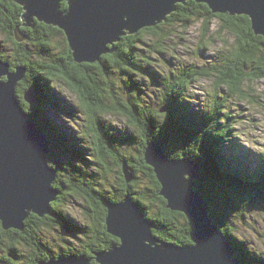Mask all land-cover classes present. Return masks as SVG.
<instances>
[{
	"label": "trees",
	"instance_id": "obj_1",
	"mask_svg": "<svg viewBox=\"0 0 264 264\" xmlns=\"http://www.w3.org/2000/svg\"><path fill=\"white\" fill-rule=\"evenodd\" d=\"M62 6L66 7L67 3H63ZM183 11L187 18L183 21L186 28L202 20L204 23L202 30L206 37L210 32V21L219 18L221 23L219 34L227 31L228 34L234 35V42L225 45V48L217 53L216 60L208 66L185 65L180 70L171 68L165 73L164 69L155 64L149 54L146 56L143 50L148 49L150 53L153 50L165 53L162 49L171 34L167 27L174 25L172 22L174 16L171 15L160 25L145 27L138 33L122 36L115 44L117 50L102 56V60L97 62V68L92 67L107 77V87L111 84V91L103 89L104 83L99 82L95 72L87 73L89 69L87 67L86 75L95 81L96 90L93 91L88 87L90 83L83 77L73 74L72 68L77 62L68 41H65V46H57L58 42L54 43L53 37L58 38L59 33H64L63 30L36 21L35 25L41 29V33L35 32L37 38L35 48L32 50L33 36L29 35L30 29L22 25V6L15 0H0V31L7 37L6 41L13 45L14 50L13 58L8 62L12 70L19 65L27 70L25 78L17 86V98L30 113L31 118L42 126L50 137L49 163L57 169V178L53 186L59 190V197L51 202V212L43 217L35 213L30 214L25 220L23 230L14 228L4 230L0 221V250L6 242L5 246L9 247L6 248L8 256H0V264H38L40 260L49 261L56 258L57 254L86 256L88 259L91 258L89 264H99L94 257L95 253L108 250L120 243V239L107 230L106 202L119 203L127 194H130L146 216L154 221L153 232L159 239L176 244H191L193 227L189 219L182 212L168 207L167 200L160 193L161 183L146 161L145 151L151 141L162 144L170 157L186 156L201 165V176L196 180V188L204 195L207 205L209 204L210 217L220 231L225 233L226 238L238 246L240 257H248L253 264H264L263 254L254 253L243 245L237 226L239 220L244 221L245 214L250 208L258 201H264V157L258 167L244 175L241 170L236 169L239 165L238 155L231 159L222 156V145L230 143L233 146L231 140L234 137L235 124L232 125L234 119L226 108L224 109L227 98L220 101L223 87L231 95L248 97L251 93L245 92L246 83L264 79V36L255 34L251 18L245 14L214 13L206 3L195 0L178 4L177 13L181 14ZM19 24L28 35L26 44L19 43L14 37L15 27ZM45 31L48 33H44ZM147 37H151L152 43ZM56 48L62 55H52ZM0 57L9 59L1 50ZM46 59H53L50 65H43ZM53 67L58 71L63 69V75L69 79L67 83L69 87L77 90L87 103L98 98L100 105L106 100L104 96L107 92H110L116 100L115 105L108 104L105 107L103 103L100 107L101 112L126 116L130 122L128 127L113 129L111 122H102L99 116H95L97 111L93 110L91 114L95 115H92V119L88 120L82 131L64 133L46 114L47 110L60 108L64 102L56 92L55 84H51L52 81L61 79L53 71ZM144 68L146 70L142 71ZM139 76H143V80L165 83L167 101L163 100L158 106H153L154 108L147 105L134 84L137 81L136 77L140 79ZM202 76L215 80V88L211 94L213 102L208 108L196 109L190 106L191 94L187 88ZM27 89H32L36 96L33 104L27 103L24 99ZM141 89L144 90L143 85ZM85 101L83 105L86 106ZM165 107L167 110L161 111ZM64 122L67 123L66 120ZM63 145L68 147L67 151L72 153L76 161L63 163L61 154ZM247 156L246 153L244 159ZM124 163L129 164L131 171L134 172L135 178L132 182H128L125 175L120 176L122 172L124 173ZM88 167H91L92 171H88ZM113 167L118 168L119 172L112 170ZM109 168L111 173H117L119 176L115 174V183L106 189ZM141 179L147 183L140 184ZM68 195L74 198L79 196L77 198L86 199L88 202L84 205V223L78 221L75 224L64 213L61 202L68 200L66 199ZM63 228L75 232L79 241L78 246H72V249L71 246H62L56 243L54 236H48V231L53 233L54 230L60 231L64 230ZM25 237L29 245L28 255L31 254L32 258L30 260H25L26 257L17 253L11 246L23 243ZM61 239L64 244V238ZM41 251L50 254V257L42 256Z\"/></svg>",
	"mask_w": 264,
	"mask_h": 264
},
{
	"label": "water",
	"instance_id": "obj_2",
	"mask_svg": "<svg viewBox=\"0 0 264 264\" xmlns=\"http://www.w3.org/2000/svg\"><path fill=\"white\" fill-rule=\"evenodd\" d=\"M23 8L21 19L34 28L36 21L64 31L74 60L97 62L127 34L156 25L188 0H15ZM214 13L245 14L257 35L264 36V0H196ZM67 3V8H63ZM17 41L27 39L19 27ZM111 44L112 48L108 46ZM25 67L10 70L0 59V221L4 230H23L32 213L40 217L51 212V202L59 190L53 187L57 170L50 165L49 135L30 116L17 98V86ZM25 101L33 104L32 89ZM147 163L161 183V195L168 207L182 212L190 221L192 244H175L159 239L155 224L143 216L138 202L126 195L119 202L107 201V230L120 239L119 245L95 253L100 264H240L233 257L229 239L208 212L207 201L197 191L201 165L186 157L171 158L163 146L149 142ZM127 167L124 168V173ZM127 180L130 181V179ZM140 210V211H139ZM142 214V215H141ZM88 258H66L64 264H88ZM40 260L38 264H52Z\"/></svg>",
	"mask_w": 264,
	"mask_h": 264
},
{
	"label": "rangeland",
	"instance_id": "obj_3",
	"mask_svg": "<svg viewBox=\"0 0 264 264\" xmlns=\"http://www.w3.org/2000/svg\"><path fill=\"white\" fill-rule=\"evenodd\" d=\"M178 4H185V3L182 2L177 3L175 7V11L173 10L171 11V13L169 12L166 15L167 18L171 15L174 16L172 20L174 25H171V27H167V29L169 28L171 34L168 36V39H166V44L164 45L165 47L162 49L163 51H165V53L161 54L160 52L158 51L156 52L155 50H153L150 53L148 49L143 50L144 54L146 56L149 54L152 58V61L155 64L157 63L158 65H160L159 67L160 68L162 67L165 73H168L169 69L171 68L174 70L177 69L180 70L185 65H190V66L199 65L201 67L208 66L212 64L213 61L216 60L217 53L221 51L222 48H225L224 46L227 45L228 43L229 44L233 43L235 38L234 35L228 34L227 31H223L222 34H219L218 29L221 26L219 18H214L210 21V32L208 35H206V37L204 31L202 30L204 24L202 20L186 28L183 22L185 19H187L185 18L186 13L185 11H183L181 14L177 13L176 9H178ZM64 8H67V6L66 7L64 6ZM22 9L24 10L23 7ZM161 23L162 21L159 24H156V26L160 25ZM23 26L30 29L29 35L33 36L32 38L33 40H31V42L33 47L32 50H34L35 42L37 38L35 36V32L41 33V29L38 26L36 27V25H35L36 27L35 29L29 26H25V25ZM17 27H19V29L24 33L25 30L22 29V25L19 24L17 25ZM17 27H15L14 30V37H16L15 32ZM150 27H154V26H150ZM139 31L140 29L135 33H138ZM44 33H48V32L45 31ZM6 38L7 37L4 36V34L0 31V50L3 52L5 56L9 58L7 59L0 57V59L9 63L10 70H12L11 64L8 61L12 60L13 58L12 53L14 52V50H13V45L7 42ZM53 38H54V43L58 42L57 46H61V45L65 46V41H68L66 39L65 33H59L58 38L56 36H54ZM27 40L28 38L18 42L26 44L28 42ZM147 40L150 43H152L151 37H147ZM115 44L113 46H115ZM108 47L112 48L111 45H109ZM144 48H149V47H144ZM28 49L31 50V48ZM52 52H53L52 55L55 54L62 55V52H60L57 48L55 51ZM145 59H147V57H145ZM52 60L53 59L44 60L43 62L45 64L43 63V65H47V64L50 65V62H52ZM77 64H81V63H77ZM83 64L89 68L87 70V73L90 72L96 73V77L99 80V82L104 83V86H102L103 89H105L106 91L107 90L111 91V84L107 87V77L104 74L100 73L98 69H96V71L92 69V67H96V68L98 67L97 62L94 63L84 62ZM19 66L22 67V65ZM16 67L12 71H15ZM54 67H53L54 69L53 71L57 73L58 76L61 77V79H59L58 81H52L51 84L52 85L55 84L56 92H58L60 98L64 100V102L60 107L61 110H58L60 111L59 113L56 112L55 114V111L57 109L52 108L51 110H47L46 114H48L47 116L49 117V120L53 124L55 125L57 124L58 126H60V128L64 133L82 131L81 129L85 128V125L87 124L88 120L90 121L92 119L93 117L92 115H95V114H91L93 110L97 111V114L95 116H99L102 122H109V123L111 122V127L113 129L114 127H119L121 129H125L126 127H128V123L130 122L126 116L108 114V112H103V111L101 112L100 107L103 103L105 107L108 104L110 106L115 105L114 103L116 100L115 98H113L110 92H107V94L104 96L106 100L102 101L100 99L102 101L100 105L98 98L95 99V101H90L89 103H87L84 100V97L77 90L69 87V85L67 84L69 83V79L63 75V69H59L58 71L57 69L55 70ZM145 70L146 69L144 68L142 71ZM139 77L141 80L138 77H136L135 80L137 81H135L134 84L137 90L139 91V94L140 95L142 94L143 100L148 103L147 105L155 107L158 106V104L163 100L167 101V97H166L167 94L164 91V89L166 88L165 83L158 84L157 82L150 79L143 80L142 78L143 76H139ZM141 85L144 86V90L141 89ZM245 87H246L245 92H250L251 96L244 97L240 95H231L226 91L225 87L222 88L223 89L221 91L222 93H220V97L222 99V100L220 99V101H223V99L227 98L224 109L226 108V111L230 113L231 117L234 119V121H232V125L235 124L234 137H232L231 140L233 142V146H231L230 143L222 145L221 154L223 157H226L228 159H231L232 157H236L238 155L239 165L236 167V169L241 170V172L244 175L247 174L248 171L258 167L259 163L262 161L264 157V79L252 81L250 84L246 83ZM214 88H215L214 79L206 78L204 76L198 77V79L194 80L187 88V91L189 92V94H191V97L189 98L191 104L190 106L192 108L195 107L196 109L201 107L208 108L210 103L213 102L211 94L213 93ZM208 96H210L211 98H209ZM51 99L52 98H50V100ZM83 101L86 102V106L83 105ZM69 107H71V109ZM166 110L167 107L161 109V111H166ZM61 113L63 115H61ZM65 120L67 123L64 122ZM235 134L237 135L235 136ZM157 144L163 146L159 142H157ZM67 150L68 147L63 145L61 152L63 157L62 159L64 160L63 163H68V161L71 160L76 161L74 157L71 155L72 153L68 152ZM82 150L84 151V149ZM246 153L248 154V156L244 159ZM171 158H176V157H171ZM125 166L127 167L128 173L126 174V172L125 173L122 172L120 176L122 177L123 175H125L126 178L128 177L130 179V181L128 180L127 181L132 182V180L135 178L134 172L131 171L129 164L124 163L123 169L125 168ZM53 167L56 169L55 166ZM246 167H248V169H245ZM69 168L70 170H73L71 167ZM112 170L119 172L118 168L113 167ZM88 171H92V168L88 167ZM108 173H109L108 174L109 181L107 180V184H105L106 189L111 188L112 187L111 185L115 183L114 181L116 180L115 174H117V173H111V168H109ZM117 175L119 176V174ZM143 183H147V182H144V180L141 179L140 184ZM127 195L128 197H131L130 194ZM77 197L79 196H76L75 199L73 196L68 195V197L66 198L68 200L61 202V205L64 206V210H65L64 213L67 216H69L71 221L75 224H77L78 221L84 223L83 221V214L85 211L84 205L88 204L86 199L84 200ZM237 226L239 231L238 235L241 236L243 245H245L246 248L253 250L254 253H260L264 255V201L263 202L258 201L257 204L253 206V208H250L245 214L244 221L239 220ZM64 230L62 229H60V231L54 230L53 233L48 231V236L50 235L54 236L56 243H60L62 246L64 245L71 246V249L73 248L72 246H78L79 241L77 240V236L75 232H72V230L69 228L68 230L65 231ZM61 237L64 238V244L61 241L62 240ZM6 243L4 244V247L2 249L3 253H0V256L7 257L9 254V252L6 249L9 247L5 246ZM229 243L232 247V252H234V255L237 256L238 262H240V264L246 262H247L246 264H251V263L253 264V261L251 259L249 260L248 257L246 256L240 257L241 255L240 250L236 244L233 245L232 240H230ZM11 246L12 248L15 249L17 253L24 255L23 257L24 258L26 257L25 260L32 259L30 257L31 254L28 255L29 245L27 243L26 237L23 240V243H15L16 247L15 246L13 247L12 244ZM90 246H92L91 242H90ZM25 249L27 252L25 251ZM42 249L45 250V248ZM75 249H79V248H75ZM32 251L33 249L31 247V253ZM11 253H13V250L11 251ZM41 255L45 257H50V254H47L46 252L43 251H41ZM85 257H78V258H85ZM94 257L96 258V255ZM64 260H65L64 255L61 256L60 254H57V257L52 259V261L54 262L52 264H64ZM96 262L98 261L96 260ZM89 263L90 261L88 262V264ZM98 263L100 264V262Z\"/></svg>",
	"mask_w": 264,
	"mask_h": 264
},
{
	"label": "flooded vegetation",
	"instance_id": "obj_4",
	"mask_svg": "<svg viewBox=\"0 0 264 264\" xmlns=\"http://www.w3.org/2000/svg\"><path fill=\"white\" fill-rule=\"evenodd\" d=\"M82 64V65H81ZM80 65L79 64H77L76 63V65H75V67H73L72 69H73V74H75V75H78V76H80V77H83V79L85 80V81H87L88 83H90V84H88V87L91 89V90H96V87L94 86V78H92V77H88L87 75H86V73H85V71H86V69H88L87 67H86V65H84L83 63H81ZM83 66V67H82ZM87 78H86V77ZM87 87V86H86ZM0 253H3V250L1 249L0 250Z\"/></svg>",
	"mask_w": 264,
	"mask_h": 264
},
{
	"label": "bare ground",
	"instance_id": "obj_5",
	"mask_svg": "<svg viewBox=\"0 0 264 264\" xmlns=\"http://www.w3.org/2000/svg\"><path fill=\"white\" fill-rule=\"evenodd\" d=\"M186 3V2H185ZM200 3V2H199ZM177 10V9H176ZM175 11V10H174ZM171 13V12H170ZM173 13V12H172ZM160 23V22H159ZM158 22H157V24H159ZM153 26H156V25H153ZM150 27V26H149ZM135 34V33H134ZM28 38V37H27ZM111 45V44H110ZM115 52V51H114ZM112 53V52H111ZM107 54V53H106ZM104 56V55H103ZM102 58V57H101ZM98 62V61H97ZM77 63H79V62H77ZM84 63V62H83ZM94 63V62H93ZM98 64V63H97ZM80 65V64H79ZM82 65V64H81ZM92 65V64H91ZM83 67V66H82ZM12 71V70H11ZM94 74V73H93ZM54 109V108H53ZM55 109H57L56 111H55V114H56V112L57 113H59L60 111H58V110H61L60 108H55ZM61 115H63L62 113H61ZM63 117V116H62ZM68 162H72V160L71 161H68ZM130 174V173H129ZM57 178V174H56V176H55V179ZM55 179H54V181H55ZM129 179V178H128ZM202 179V178H201ZM53 181V182H54ZM198 184V183H197ZM199 185V184H198ZM197 185V186H198ZM58 189V188H57ZM198 189H201V188H199L198 187ZM58 197H59V194H58ZM57 199V198H56ZM52 205V204H51ZM139 205V204H138ZM209 205V204H208ZM139 208H140V205H139ZM140 210H141V208H140ZM139 210V211H140ZM142 211V210H141ZM142 214H143V216L145 217V218H147V219H150V218H148L147 216H146V214L142 211ZM210 215V214H209ZM150 221H152L151 219H150ZM153 223H154V221H153ZM65 230H68V228L67 229H65ZM225 234V233H224ZM230 241V240H229ZM176 244V243H175ZM40 247V246H39ZM98 252V251H97ZM232 255H233V257H235L236 255H234V252H232L231 253ZM64 257H65V259L66 258H68V257H70V258H72V259H74V257L73 256H70V255H64ZM243 257V256H242ZM236 259H237V257H235ZM91 259V258H90ZM238 260V259H237ZM240 263V262H239Z\"/></svg>",
	"mask_w": 264,
	"mask_h": 264
}]
</instances>
